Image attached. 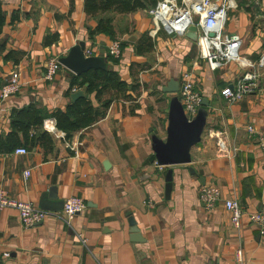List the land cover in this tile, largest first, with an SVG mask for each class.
<instances>
[{
  "label": "crops",
  "instance_id": "1",
  "mask_svg": "<svg viewBox=\"0 0 264 264\" xmlns=\"http://www.w3.org/2000/svg\"><path fill=\"white\" fill-rule=\"evenodd\" d=\"M237 4L229 11L226 30L242 37L241 55L257 62L264 55V0ZM148 10L125 12L111 5L91 14L85 0H2L0 190L38 207L49 195L64 201L78 196L85 202L69 224L50 216L26 226L16 209L0 210V251L10 252L4 264H234L239 248L245 264H264V236L249 220V212L264 211V158L257 135L247 130L253 125L259 133L264 131V67L261 89L230 101L221 90L241 77L238 64L213 71L196 41L164 30L153 36ZM101 19L109 23L114 37L97 31ZM132 36L134 40H128ZM149 38L153 49L139 54L138 46ZM116 39L128 43L119 63L108 61V66L127 82L131 97L111 88L89 94L87 87L85 96L95 109L103 111L111 97L112 102L104 116L68 139L50 113L65 110L75 101L72 93L85 85L72 86L78 74L59 59L80 41L86 43L84 51L99 55L105 49L107 57ZM53 60L57 72L47 79ZM14 71L19 72L20 89L2 98V86ZM186 71L192 72L197 89L210 102L208 122L201 141L191 148V162L170 166L173 188L166 198L165 174L170 167L157 165L152 136L158 132L166 137L172 94L163 88L171 79L179 81L180 88ZM132 85L138 86L136 91ZM30 105L45 113L42 129L54 136L55 149L47 156L41 146L25 145L21 132L11 140L19 143L3 150L9 145L13 110ZM211 130L225 133L228 147L236 146L237 153L221 152ZM29 134H39V129L32 127ZM19 147L28 152L16 153ZM209 186L221 192L213 206L201 193ZM229 198L246 210L239 228L225 208ZM131 218L139 240L132 239Z\"/></svg>",
  "mask_w": 264,
  "mask_h": 264
},
{
  "label": "built area",
  "instance_id": "2",
  "mask_svg": "<svg viewBox=\"0 0 264 264\" xmlns=\"http://www.w3.org/2000/svg\"><path fill=\"white\" fill-rule=\"evenodd\" d=\"M237 6V0H158L148 10L154 23V29L151 30L153 36L159 30H164L170 35L185 36L188 27L195 24L198 28L197 43L200 55L207 61L211 70L216 71L231 62L238 64L243 71L241 77L235 84L226 85L221 90V94L230 101L257 93L261 89L260 70L264 67V55L257 62L244 57L240 53L243 45L242 37L236 32L226 30L229 11L236 9ZM262 15L264 19V13ZM121 44L120 40H113L108 47L109 55L119 58L122 53ZM85 54L87 56L92 55V50H86ZM56 72L57 64L53 60L48 66L46 78L51 79ZM181 79L182 83L178 94L186 114L189 118H193L202 107L203 95L197 89L192 72H183ZM19 89V72L14 71L2 86L1 97L7 98L17 93ZM51 129L53 130L54 127L52 126ZM247 130L250 135H257L264 158V131L259 133L253 125H248ZM210 135L216 138L221 152L232 153L233 155L237 153L236 146L228 147L225 133L211 130ZM58 136L65 138L64 133H60ZM27 152L25 147L16 149V153L19 154H26ZM29 174L30 170L25 171V177ZM201 193L209 206H213L221 196L220 190L214 186L204 187ZM224 205L229 212L232 223L237 228L241 227L243 215L246 213L241 203L235 198H229L224 201ZM84 207L85 202L81 197L71 196L65 200L61 210H47L31 202L17 200L0 190V210L16 209L22 223L26 226L38 224L50 216L65 220L69 224ZM249 220L257 226L259 233L264 236V211L249 212ZM81 241L86 244L87 239L83 238ZM9 257L10 252L8 250L0 251V264H4V261ZM234 264H245L244 252L241 248L235 252Z\"/></svg>",
  "mask_w": 264,
  "mask_h": 264
},
{
  "label": "trees",
  "instance_id": "3",
  "mask_svg": "<svg viewBox=\"0 0 264 264\" xmlns=\"http://www.w3.org/2000/svg\"><path fill=\"white\" fill-rule=\"evenodd\" d=\"M157 1L158 0H85V10L87 13L94 14L99 9L116 5L123 11L128 12L135 11L139 8L150 9L157 3ZM4 23L5 16L2 12V0H0V33L2 32ZM97 31L107 32L111 34L112 37L115 36L114 32H111V29H109V23L104 22L102 19L99 21ZM92 34H94V32ZM126 43L128 42L121 44L122 49L126 46ZM152 49L153 41L151 38H149L138 46L137 52L139 54H143L151 51ZM121 56L119 58H114L111 55H107V59L108 61L119 63ZM71 82L72 86L78 84L80 87H83L86 83H89V94L95 90L97 91V94H100L104 88H111L116 94L123 92L125 98L131 97V95L126 94L129 88L127 82L122 80L119 73L113 68H110L108 65L106 69H90L87 72L75 75L73 76ZM137 87V85L131 86V88L135 91ZM112 99L113 97L106 100L104 102V110L99 111L98 109H95L91 99L87 95L72 101L65 110L57 109L50 114L54 116L56 120V126L60 130L65 131L67 138L70 139L73 133L77 132L83 127L93 124L101 116H104L107 108L112 102ZM44 117L45 113L41 112V109H38L35 105L14 109L11 122L12 131L7 137L9 145L3 148V150H9L13 148V146L17 145L19 142L12 144L11 140L15 138L19 132H21L23 134L25 145H30L32 148L41 146L45 156H47L49 152H52L55 149V139L49 131L42 129ZM32 127L38 128L39 134L30 136L29 130Z\"/></svg>",
  "mask_w": 264,
  "mask_h": 264
},
{
  "label": "water",
  "instance_id": "4",
  "mask_svg": "<svg viewBox=\"0 0 264 264\" xmlns=\"http://www.w3.org/2000/svg\"><path fill=\"white\" fill-rule=\"evenodd\" d=\"M212 35V34H211ZM185 36L193 41L198 40V28L195 24L188 27ZM135 36L128 38L134 40ZM86 43L80 41L72 46L68 54L59 59V62L69 68L75 74L87 72L90 69H106L108 59L104 55L105 49H102L99 55L87 56L85 54ZM88 83L85 86L73 92L71 97L77 100L85 96ZM166 93L172 94L169 104L168 124L166 127V137H160L158 132L152 136V147L155 152L156 162L159 166H173L189 164L191 162V148L199 143L202 134L208 122L210 102L207 97H203L202 107L193 118H189L181 102L179 92V81L171 79L167 86L163 88ZM193 171V168H191ZM201 174L203 172H200ZM165 197L170 198L173 188V168H168L165 174ZM64 200H60L55 195L43 196L39 202V207L47 210H60L64 205ZM132 239H141L140 231L136 226V221L131 218Z\"/></svg>",
  "mask_w": 264,
  "mask_h": 264
},
{
  "label": "rangeland",
  "instance_id": "5",
  "mask_svg": "<svg viewBox=\"0 0 264 264\" xmlns=\"http://www.w3.org/2000/svg\"><path fill=\"white\" fill-rule=\"evenodd\" d=\"M240 53H241V51H240Z\"/></svg>",
  "mask_w": 264,
  "mask_h": 264
}]
</instances>
